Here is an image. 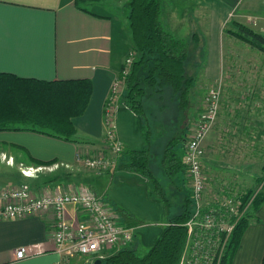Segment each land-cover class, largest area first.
<instances>
[{"label":"crops","instance_id":"0c3cea01","mask_svg":"<svg viewBox=\"0 0 264 264\" xmlns=\"http://www.w3.org/2000/svg\"><path fill=\"white\" fill-rule=\"evenodd\" d=\"M129 1L0 0V71L44 80L89 78L92 83L85 110L73 117L76 131L71 139L32 129H0V189L28 183L32 191L39 195L87 188L112 205L113 200L104 183L108 176L113 180L117 177V172H122L127 177L139 174L121 168L102 171L87 168L78 162L79 155L96 153L106 147L105 102L110 94L112 81L121 70L133 44L128 22ZM263 2L264 0H196L194 8L189 10L187 6L186 11L180 12L174 5L168 6L164 11L167 1H162L161 17L169 25L168 28L177 37L201 43V48L189 50L185 60L187 71L196 77L192 88L195 99L190 112L189 133L192 131L193 112L199 113L205 92L219 80L222 81L227 73L224 37L229 21L239 20L238 16L253 13L258 19L253 17L252 24L257 26L258 21H264L261 20L264 15L258 12ZM189 16H196L203 29H189L186 36H183V28L189 26ZM251 25L249 26L254 30L264 34L262 26L254 28ZM263 69L264 65L261 67ZM116 122V134L123 142L124 150L140 149L139 143H144V139L140 138L141 135L130 133V130L131 127H137L143 136L142 118L129 106L122 104L117 110ZM124 125L128 126L126 132L123 130ZM178 151H183L184 154L183 145L179 146ZM50 164L67 168L40 178L39 174L28 176L21 171L30 166ZM56 169L46 172L53 173ZM257 174L259 177V169ZM183 176L186 187L189 183L186 169ZM176 179L180 181V175ZM144 180L146 181L145 178ZM114 202L117 203L116 200ZM122 208L136 216L135 212L123 206ZM83 216L85 212L82 209H77L73 204L68 206V220L74 222ZM255 216L258 219L244 231L231 264L262 263L264 203L255 210ZM123 219L121 216L124 224L135 226ZM166 223L164 221L162 225ZM54 226L53 211L0 220V264H75L76 259L82 258H86L84 264L94 262V255H82L62 263V257L56 251ZM20 246L25 247L26 256L18 259L15 252ZM114 250L115 248L111 249Z\"/></svg>","mask_w":264,"mask_h":264},{"label":"trees","instance_id":"16d2710c","mask_svg":"<svg viewBox=\"0 0 264 264\" xmlns=\"http://www.w3.org/2000/svg\"><path fill=\"white\" fill-rule=\"evenodd\" d=\"M161 5L162 0L129 1L128 22L134 56L125 79L123 104L143 120L144 147L125 149L116 160L119 169L137 172L146 179L150 195L163 203L167 223L144 255H138L128 244L108 253L100 264H180L186 245V221L192 214L193 198L183 193L185 184L176 179L185 172L183 153L177 146L184 147L190 134V91L196 77L185 66L189 42L164 28ZM237 23L236 37L264 52V34ZM91 90L89 78L44 80L0 71V129H32L71 139L76 131L73 117L83 113ZM158 137L163 148L161 179L155 176L151 165L153 142ZM107 149L106 146L103 150ZM174 189L182 193L177 204L180 208L172 207L167 197ZM253 192L248 188L244 197ZM263 203L264 194L258 191L252 211L236 224L219 264H231L244 231L258 219L255 210ZM117 211L124 222H141L122 207ZM261 264H264V255Z\"/></svg>","mask_w":264,"mask_h":264},{"label":"built area","instance_id":"2783aa9c","mask_svg":"<svg viewBox=\"0 0 264 264\" xmlns=\"http://www.w3.org/2000/svg\"><path fill=\"white\" fill-rule=\"evenodd\" d=\"M133 56L130 50L121 70L112 81L105 102L107 151L78 156V162L87 168L114 171L116 157L124 150V144L116 134V116L119 106L123 104L125 79ZM220 101L221 86L217 83L208 89L203 107L193 121L192 131L184 145L183 163L194 204L192 214L186 221L188 233L181 264H219L236 224L252 211L253 199L258 192L245 198L243 193H228L222 187L221 191H214L206 198L209 182L203 162L205 140L217 119ZM58 167L59 164L37 165L22 168L21 171L24 175L36 176L38 172ZM70 204L82 209L85 216L74 222L68 220L66 211ZM43 211L54 213L53 237L62 263L76 256L96 255L110 247L119 249L131 244L135 236L132 226L122 222L117 209L91 189L45 192L39 195L32 191L28 183L0 189V220L23 218ZM15 254L18 259L24 258L25 247H18Z\"/></svg>","mask_w":264,"mask_h":264},{"label":"rangeland","instance_id":"374dc122","mask_svg":"<svg viewBox=\"0 0 264 264\" xmlns=\"http://www.w3.org/2000/svg\"><path fill=\"white\" fill-rule=\"evenodd\" d=\"M162 1H167L164 11L169 8L168 6L174 5L181 12L186 11L187 6H189V10L190 8H194L193 3L196 0ZM127 8L129 9L128 5ZM258 12H262L264 15V2ZM253 17L258 19L253 13H248L242 17L238 16L239 20H234L235 22L229 21L227 26L228 32L226 31L225 33V65L228 66L227 73L223 76L225 79L222 77V81H218V84L221 86L220 109L211 129L212 133L209 132L205 140L206 153L203 162L204 171L209 182L206 198L210 197L214 191H221L222 187L228 193H246L247 189L250 188L254 190L258 189V191L264 194V69L261 70L262 65H264V52L252 47L249 43L236 37L234 34L238 30V23L236 21L246 23L249 26L252 24L251 19ZM261 20H264V17ZM188 23L189 26L184 27L181 33L183 36H186V32L189 29L191 31H201L203 29L196 16H189ZM163 25L166 30L174 34L168 28L169 25L167 23L163 22ZM259 25L262 26L264 31V21H258L257 26H253V24L251 26L259 28ZM187 40L191 42L189 43V50L194 51L195 48H201L200 42L196 43L191 41V39ZM202 95L203 92L201 93ZM194 99L195 94H192L191 89L189 112L193 109ZM202 107L203 104H201L198 110H201ZM193 113L194 117L192 116V121L198 115L196 111ZM127 129L128 126L124 125L123 130L126 132ZM133 132L136 135H141L140 138L144 139V134L142 136V132L137 127L136 129L131 127L130 133ZM160 141L161 139L158 137L153 142L151 165L155 176L161 179L164 176V170L160 163L163 149ZM142 147H144V143H139L138 148ZM177 149H179V145ZM117 164L115 170L119 169ZM64 168H58L53 173L46 171L38 172L40 175L38 178L53 175L58 171H63L62 169ZM81 169L84 168L82 167ZM258 169L260 173L259 177H257ZM253 174L255 176H252ZM125 175L122 172H117V177L113 180L109 175L104 183L107 184L109 196L113 200V202L111 201L113 207H126L135 212L136 216L141 220L140 223L132 227L135 236L130 245L138 255L142 256L149 250L160 234L163 228L162 224L166 221L165 210L162 201L158 197L150 195L149 183L144 178H141L139 174H132L129 176L131 178ZM180 177L182 178L181 174ZM180 181L185 184V176ZM188 185L185 187L183 193L187 192L192 195L190 182ZM96 189L98 190L97 187ZM167 197L172 201V207L180 208L181 205L178 206L177 204L182 197L181 191L175 190L172 195H167ZM115 200L117 203L114 202ZM192 204H194V201H192ZM111 249V247L106 248L93 257L95 260L102 259V257L110 253ZM76 262L84 264L86 258H82L81 260L76 259ZM76 262L75 264H78Z\"/></svg>","mask_w":264,"mask_h":264},{"label":"water","instance_id":"95a60500","mask_svg":"<svg viewBox=\"0 0 264 264\" xmlns=\"http://www.w3.org/2000/svg\"><path fill=\"white\" fill-rule=\"evenodd\" d=\"M101 259H96L95 261H94V264H100L101 263Z\"/></svg>","mask_w":264,"mask_h":264}]
</instances>
